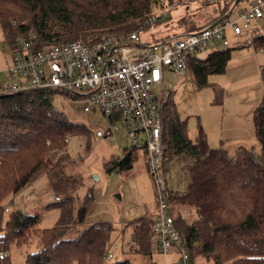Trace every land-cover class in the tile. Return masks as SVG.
Segmentation results:
<instances>
[{
  "label": "trees",
  "instance_id": "obj_1",
  "mask_svg": "<svg viewBox=\"0 0 264 264\" xmlns=\"http://www.w3.org/2000/svg\"><path fill=\"white\" fill-rule=\"evenodd\" d=\"M157 1L0 0V24L5 29L17 21V30L24 36L31 32L36 35L37 46L77 39L92 42L152 27L156 21L147 22V18ZM238 1H219L223 5L220 14ZM209 22L187 26L185 31ZM263 39L254 38L256 49L264 46ZM230 57L227 47L203 59H192L190 69L197 87L208 83L209 74L224 73ZM260 76L264 86V63ZM56 94L60 93L54 89L0 94V264H10V246L26 243L30 231L37 233L38 247L27 252L24 264H132L126 258L112 263L104 259L110 244V223L97 221L82 229L73 228L85 222L91 193L75 197L82 180L64 170L70 160L65 138L81 134L88 147L90 131L69 121L64 112L54 107ZM170 97L161 109L164 170L168 156L188 153L192 158L184 192L167 191L170 203L191 206L196 212L192 222L179 213L174 216L183 247L189 255L200 253L213 264H264V98L253 111L261 150V159H256L243 146L232 157L221 146L209 147L200 127L195 140H190L185 122L170 108ZM136 151L144 153L143 149L123 148L122 156L108 160L105 169H130ZM41 175L49 176L55 198L47 207H57L59 212L52 226L39 230L40 212L13 209L5 214L4 200ZM146 214L129 224L133 251L151 255L152 218Z\"/></svg>",
  "mask_w": 264,
  "mask_h": 264
},
{
  "label": "rangeland",
  "instance_id": "obj_2",
  "mask_svg": "<svg viewBox=\"0 0 264 264\" xmlns=\"http://www.w3.org/2000/svg\"><path fill=\"white\" fill-rule=\"evenodd\" d=\"M173 3L171 2L170 10L168 7L152 8L154 14L161 15L160 13L165 10L167 13L165 16H160L152 27L141 31L142 39L157 40L173 32L185 31L187 26L191 28L193 25L211 22L222 16L220 14L223 8L222 2L176 0ZM21 21L23 19L18 20ZM16 22H11L5 29L0 24V80L4 81L9 80L6 73L10 55L8 42L11 44L18 36H24L17 30ZM257 24L254 23L253 27ZM227 39L231 57L224 73L209 74L208 83L202 87H197L190 68L176 79L172 74L166 73L164 88L171 89L170 108L177 113L181 122H185L186 135L190 140H195L200 127L208 146H221L227 156H234L239 147L243 146L250 150L256 159H261L260 145L255 136L253 111L264 98V86L259 68V64L264 63V55L258 52V55L252 56L250 45L253 47L254 45L249 41L243 46L238 43L239 40L247 39L245 32L240 35L228 32ZM171 84H173L172 88ZM155 92L160 94V89L156 88ZM56 105L65 113L69 121L79 126L83 125L90 131L88 147H85L84 136L83 143L78 145L77 135H71L72 141L67 144L70 160L64 170L77 174L82 180L81 185L74 192L75 197L81 198L91 193L85 222L75 224L73 228L82 229L87 224L97 221L110 223V244L107 251L111 253V257L109 259L104 257L108 263L125 258L132 264H165V261L167 264L175 263L178 255L163 256L156 253L152 245L151 255L133 251L132 226L129 221L146 213L152 218L158 205L154 182L145 165L144 153L136 151L137 157L130 169L107 172L105 163L110 159L121 157L123 148L128 147L125 131L121 129L116 132L112 141L108 138H98L94 135V130L105 129L108 125L107 119L102 114L85 112L81 100L59 95L56 96ZM171 157L166 158H170L165 166L167 189L173 190L174 193H182L187 185V167L191 164L192 158L188 153ZM22 195L25 196L24 199H21ZM54 199L49 176L41 175L16 194H9L5 198L4 207L8 206V210H4V213L8 214L13 209H20L26 213L38 211L41 216L38 229L47 228L54 224L59 212L57 207H47ZM170 205L173 216L179 213L187 222H192L196 218L193 207L176 206L172 203ZM73 234L70 233V236ZM28 235L26 243L21 245L14 243L10 246V264H24L27 252L38 247L37 233L30 231ZM151 242L152 237L150 244ZM189 256L188 261L191 264H213L210 258L200 253L194 252Z\"/></svg>",
  "mask_w": 264,
  "mask_h": 264
},
{
  "label": "built area",
  "instance_id": "obj_3",
  "mask_svg": "<svg viewBox=\"0 0 264 264\" xmlns=\"http://www.w3.org/2000/svg\"><path fill=\"white\" fill-rule=\"evenodd\" d=\"M240 1L246 2L245 6L235 2L224 15L198 29L173 32L153 41L131 31L92 42L77 39L41 46L34 42L36 35L30 33L9 43L6 66L9 80H0V94L54 89L60 93L56 96L65 94L66 98L81 100L83 111L98 112L107 119L105 129L94 130L96 137L112 141L114 134L123 129L128 147L145 150V165L152 176L158 202L151 220V245L163 256L178 255L173 264L188 263L189 254L175 227L167 196L161 109L171 89L164 88L165 74L176 79L192 59H203L217 49L229 47L228 32L247 33V39L240 41V45L264 37V0ZM156 6L171 9L168 0H158ZM166 13L167 10L161 15L152 12L147 22H155ZM254 23L257 26L253 27ZM257 52L264 55V48H258ZM156 88L160 94L155 92ZM54 103L58 108L56 97ZM77 139L78 145L83 143V135L78 134ZM65 140L68 144L72 137ZM24 198L22 195L21 199ZM110 257L107 251L105 258Z\"/></svg>",
  "mask_w": 264,
  "mask_h": 264
},
{
  "label": "crops",
  "instance_id": "obj_4",
  "mask_svg": "<svg viewBox=\"0 0 264 264\" xmlns=\"http://www.w3.org/2000/svg\"><path fill=\"white\" fill-rule=\"evenodd\" d=\"M245 3L246 2H243V1H239L238 3H237V5H240L241 7L242 6H245ZM264 40V39H263ZM239 42H240V40H239ZM238 42V43H239ZM237 43V44H238ZM243 46V45H242ZM245 46V45H244ZM251 47H252V56H256V55H258V52H257V49L255 48V47H253L252 45H250ZM260 53V52H259ZM251 57V56H250ZM263 63H260L259 64V68H260V66L262 65ZM188 68H190V65H189V67ZM210 147V146H209ZM144 156V155H143ZM169 191H173V190H169ZM157 253V252H156Z\"/></svg>",
  "mask_w": 264,
  "mask_h": 264
},
{
  "label": "bare ground",
  "instance_id": "obj_5",
  "mask_svg": "<svg viewBox=\"0 0 264 264\" xmlns=\"http://www.w3.org/2000/svg\"><path fill=\"white\" fill-rule=\"evenodd\" d=\"M140 149H143V148H140ZM144 150V149H143ZM144 155H145V150H144Z\"/></svg>",
  "mask_w": 264,
  "mask_h": 264
}]
</instances>
